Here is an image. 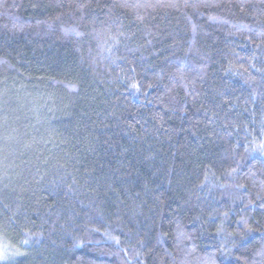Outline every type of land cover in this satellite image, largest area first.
<instances>
[{"label": "trees", "instance_id": "1", "mask_svg": "<svg viewBox=\"0 0 264 264\" xmlns=\"http://www.w3.org/2000/svg\"><path fill=\"white\" fill-rule=\"evenodd\" d=\"M0 264H264V0H0Z\"/></svg>", "mask_w": 264, "mask_h": 264}, {"label": "rangeland", "instance_id": "2", "mask_svg": "<svg viewBox=\"0 0 264 264\" xmlns=\"http://www.w3.org/2000/svg\"><path fill=\"white\" fill-rule=\"evenodd\" d=\"M10 252L11 251L7 244L0 240V259L3 260L5 257L8 256V254H10Z\"/></svg>", "mask_w": 264, "mask_h": 264}]
</instances>
